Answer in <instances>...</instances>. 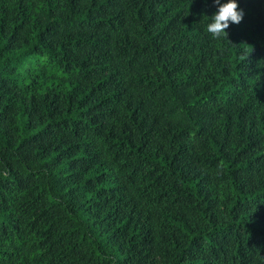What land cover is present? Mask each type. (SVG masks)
<instances>
[{
	"label": "trees",
	"instance_id": "obj_1",
	"mask_svg": "<svg viewBox=\"0 0 264 264\" xmlns=\"http://www.w3.org/2000/svg\"><path fill=\"white\" fill-rule=\"evenodd\" d=\"M236 2L213 38L214 0H0V264H264V0Z\"/></svg>",
	"mask_w": 264,
	"mask_h": 264
},
{
	"label": "clouds",
	"instance_id": "obj_2",
	"mask_svg": "<svg viewBox=\"0 0 264 264\" xmlns=\"http://www.w3.org/2000/svg\"><path fill=\"white\" fill-rule=\"evenodd\" d=\"M218 10L212 15V22L207 25V32L213 38H219L227 34L226 29L230 23L239 24L243 18V11L239 10L236 0H227L221 4L220 0H214Z\"/></svg>",
	"mask_w": 264,
	"mask_h": 264
}]
</instances>
